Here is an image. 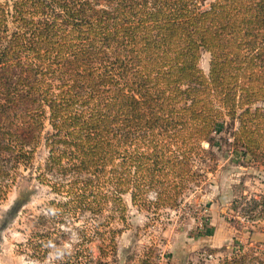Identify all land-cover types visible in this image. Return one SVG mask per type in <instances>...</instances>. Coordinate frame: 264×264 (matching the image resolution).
<instances>
[{
    "label": "trees",
    "instance_id": "1",
    "mask_svg": "<svg viewBox=\"0 0 264 264\" xmlns=\"http://www.w3.org/2000/svg\"><path fill=\"white\" fill-rule=\"evenodd\" d=\"M263 106L264 0L0 1V201L48 124L36 179L55 196L39 225H54L27 242L41 263L109 264L126 196L143 211L177 207L211 172L222 126L264 166ZM71 231L73 250H52Z\"/></svg>",
    "mask_w": 264,
    "mask_h": 264
},
{
    "label": "rangeland",
    "instance_id": "2",
    "mask_svg": "<svg viewBox=\"0 0 264 264\" xmlns=\"http://www.w3.org/2000/svg\"><path fill=\"white\" fill-rule=\"evenodd\" d=\"M209 64L210 55L202 53L200 65L206 73ZM50 132L47 124L33 168H21L7 198L0 201V264H52L55 259L52 255L41 263L31 257L27 246L32 232L54 225H39L47 203L55 196L36 179V168L48 157L44 143ZM230 141V127L222 126L211 149L215 160L206 166L211 172L174 209L139 210L126 196L128 223L109 264H139L150 251L156 264H221L247 249L264 257V166L235 151ZM71 232L74 235L52 250H73L77 241L75 231ZM92 247L97 255L96 244Z\"/></svg>",
    "mask_w": 264,
    "mask_h": 264
},
{
    "label": "water",
    "instance_id": "3",
    "mask_svg": "<svg viewBox=\"0 0 264 264\" xmlns=\"http://www.w3.org/2000/svg\"><path fill=\"white\" fill-rule=\"evenodd\" d=\"M204 147H208V144H205Z\"/></svg>",
    "mask_w": 264,
    "mask_h": 264
}]
</instances>
